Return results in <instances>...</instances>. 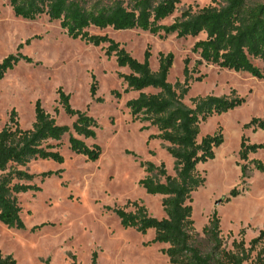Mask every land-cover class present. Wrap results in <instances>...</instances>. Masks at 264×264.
Segmentation results:
<instances>
[{"label":"rangeland","instance_id":"1","mask_svg":"<svg viewBox=\"0 0 264 264\" xmlns=\"http://www.w3.org/2000/svg\"><path fill=\"white\" fill-rule=\"evenodd\" d=\"M223 3L180 0L162 23L171 24L186 10L196 12ZM89 31L111 37L139 61L148 51L154 71L160 54L172 53L168 81L178 91L187 90L183 101L188 105L197 96L244 98L240 106L213 114L200 125L199 141L207 134L222 133L223 142L214 148V159L197 166L206 182L192 193V205L198 233L194 244L203 252L212 247L203 229L215 211L221 218L223 247L233 249L234 240H244L250 247L264 226V130L246 125L253 119L264 120V78L202 61L193 46L205 33L180 37L139 28L91 27ZM106 49L107 44L95 46L70 37L60 21L47 14L35 19L17 16L9 0H0V62L11 54L32 59L19 61L0 79V130L12 112L23 128H31L38 100L58 124L71 128L75 116L67 114L60 102L62 89L70 96L72 108L96 119V137L84 140L101 147L97 160H87L71 151L66 133L61 140L51 141L58 143L62 163L38 159L28 164L26 169L36 175L33 183L40 189L18 194L24 228L0 221V251L12 255L16 264H90L95 252L98 264H171L162 251L168 244L150 243L153 229L142 234L124 228L113 210H132L131 202L137 201L150 215L165 217L164 196L149 194L140 180L148 174L147 162L170 175H176V163L168 143L149 139L157 129L142 116L132 117L127 102L140 92L126 90L120 74L130 70L119 66ZM156 91L152 87L143 90ZM242 137H246V145H263L249 152L246 160L240 156ZM47 171L52 175L43 178L41 174ZM234 189L236 196L230 193ZM262 245L256 246L254 256Z\"/></svg>","mask_w":264,"mask_h":264},{"label":"trees","instance_id":"2","mask_svg":"<svg viewBox=\"0 0 264 264\" xmlns=\"http://www.w3.org/2000/svg\"><path fill=\"white\" fill-rule=\"evenodd\" d=\"M223 1L221 5L206 6L196 12L186 10L171 24H164L162 22L173 14L180 0H9L17 16L35 19L47 14L50 19L59 20L70 37L95 46L107 44L106 54L114 55L119 66L129 68V74H120L126 90L140 93L128 100L127 106L133 118L142 116L157 129L158 132L151 134L149 139L158 138L168 143L167 150L175 159L176 175L167 174L163 167L147 162L148 174L140 180L149 194L164 196L165 217L150 215L146 206L137 201L131 202L132 210L125 207L113 210L124 228H134L142 234L153 229L155 234L150 243H167L168 247L162 251L171 264H264V226L250 241V247L245 246L244 240H234L233 249L227 250L223 247L221 218L216 211L203 229L212 244L210 251L205 253L194 244L198 233L193 219L192 193L206 182L197 166L214 159V148L223 142L222 133L207 134L199 141L200 125L213 114L240 106L244 98L197 96L192 98V105H188L183 101L187 90L178 91L168 81L172 53H161L158 69L154 71L148 51L144 60L139 61L119 42L107 35L93 34L89 29L139 28L153 34L176 33L180 37L205 33L206 37L193 46L202 61L264 78V0ZM21 60L32 61L31 57L22 54L4 58L0 62V79ZM148 87L157 91L143 92ZM59 97L66 113L75 116L71 128L58 124L38 100L31 128H23L16 113L12 112L0 130V221L7 226L24 228L18 194L40 189L33 183L36 175L26 169L28 164L38 159L64 161L57 150L58 143L55 145L51 141H59L69 133L72 152L91 161L100 157V145H89L84 140L96 137L99 127L96 119L72 108L70 96L62 89ZM251 125L264 130V120L253 119L246 126ZM245 141L246 137H242L240 156L243 160L248 158L249 152L263 147L261 144L246 145ZM258 167L262 168L261 165ZM51 175V171L41 174L43 178ZM230 193L236 196L238 191L234 189ZM259 243L263 245L254 256L252 253ZM0 264H16V259L0 251ZM90 264H98L96 252Z\"/></svg>","mask_w":264,"mask_h":264}]
</instances>
